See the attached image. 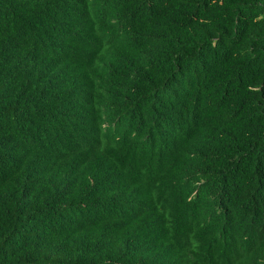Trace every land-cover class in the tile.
<instances>
[{
    "label": "trees",
    "instance_id": "1",
    "mask_svg": "<svg viewBox=\"0 0 264 264\" xmlns=\"http://www.w3.org/2000/svg\"><path fill=\"white\" fill-rule=\"evenodd\" d=\"M0 264H264V0H0Z\"/></svg>",
    "mask_w": 264,
    "mask_h": 264
}]
</instances>
